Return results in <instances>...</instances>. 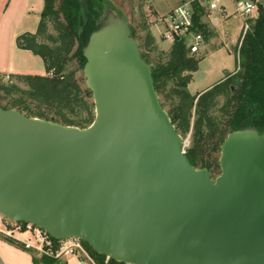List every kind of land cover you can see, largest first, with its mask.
<instances>
[{
  "label": "water",
  "instance_id": "95a60500",
  "mask_svg": "<svg viewBox=\"0 0 264 264\" xmlns=\"http://www.w3.org/2000/svg\"><path fill=\"white\" fill-rule=\"evenodd\" d=\"M82 50L88 126L0 105V213L125 264H264V133H227L212 177L183 151L119 12L104 9Z\"/></svg>",
  "mask_w": 264,
  "mask_h": 264
},
{
  "label": "trees",
  "instance_id": "16d2710c",
  "mask_svg": "<svg viewBox=\"0 0 264 264\" xmlns=\"http://www.w3.org/2000/svg\"><path fill=\"white\" fill-rule=\"evenodd\" d=\"M78 1L61 0L60 9L57 0H44L36 30L16 37L18 48L41 58L44 73L13 74L15 82H5L0 75V99H7V103H0L3 108H16L28 116L78 127H86L93 121L92 93L82 84L77 72L86 62L82 48L109 3L87 0V22L84 24ZM195 5L194 23L202 30L203 7L197 2ZM257 5L258 15L243 38L235 69L196 94L189 92L188 84L198 59L190 54L183 38L175 39L168 50L157 51L153 62L145 55V51H156L150 32H146L140 45L142 58L151 65L161 105L166 107L171 122L183 138L190 133L192 147L186 149L185 154L194 167L212 169L217 166L216 157L212 158L211 153L210 158L205 155L211 149L219 151V145L230 131L254 127L264 133V3ZM80 29L84 41L80 38ZM131 35L134 37L132 30ZM221 97L224 101L219 107ZM216 110L221 117L214 113ZM82 243L96 263H103L104 255L94 251L85 241ZM32 260L34 264H62L59 259L34 253ZM109 263L125 264L113 259H109Z\"/></svg>",
  "mask_w": 264,
  "mask_h": 264
},
{
  "label": "rangeland",
  "instance_id": "374dc122",
  "mask_svg": "<svg viewBox=\"0 0 264 264\" xmlns=\"http://www.w3.org/2000/svg\"><path fill=\"white\" fill-rule=\"evenodd\" d=\"M110 7L119 12L127 21L130 29L134 33V38L142 46L143 38L146 32L153 33L157 43H155L156 51L146 52V58L150 61H154V57L157 51H165L162 48L168 47L170 41H163L161 44V31L163 30V24L161 18L167 14L175 6L191 1L193 8L195 9V2L198 0H106ZM255 2L263 3L264 0H255ZM61 0H57V6L61 9ZM219 5L224 6L225 12L221 13L217 10L210 11V18L213 17L215 21L209 23V34L207 38L203 40V43L199 51L193 55L198 59L197 68L192 72L191 80L188 84V90L191 94H196L200 90L215 84L218 80L224 76L227 72H232L236 67V53L235 48L237 46L243 25V19L239 13L235 10V5L232 0H219ZM201 6L207 9V2L202 1ZM201 20V18H200ZM77 47V42L74 46V50ZM142 52V51H141ZM2 60V59H1ZM74 65L77 67V61L73 58ZM3 76L5 82H15L12 75L0 73ZM77 75L82 77V84H85V77L81 69L78 70ZM236 90V87L233 88ZM2 93H0L1 95ZM224 98H219L220 107ZM1 104L7 103V99H0ZM166 108V107H164ZM166 110V109H165ZM218 117L220 112L216 110L214 112ZM221 117V116H220ZM222 120V119H221ZM226 120V118H225ZM187 140L184 146L185 150L192 147L190 133L185 138ZM209 153L205 157H216V163H218L219 151L208 150ZM214 161V162H215ZM199 166V165H198ZM197 166V168H199ZM211 176L216 177L219 172V166L209 169ZM25 235V234H22Z\"/></svg>",
  "mask_w": 264,
  "mask_h": 264
},
{
  "label": "built area",
  "instance_id": "2783aa9c",
  "mask_svg": "<svg viewBox=\"0 0 264 264\" xmlns=\"http://www.w3.org/2000/svg\"><path fill=\"white\" fill-rule=\"evenodd\" d=\"M203 0H198L199 5ZM207 2V9H224L219 5V0H204ZM235 10L243 19L242 31L236 46V56L246 33L250 30L251 24L258 15V5L255 0H232ZM195 9L191 1L181 3L172 8L161 18L164 30L161 38L173 42L175 39L183 38L191 54L199 51L203 43V34L197 29L194 23ZM184 146L187 140L183 138ZM183 146V151L185 148ZM25 234V235H22ZM0 236L20 244L24 249L31 251L37 256L46 255L55 259H63L68 256L76 257L81 264L96 263L88 250L77 237L54 239L38 226L28 223L14 221L0 213ZM108 257L103 263L110 264Z\"/></svg>",
  "mask_w": 264,
  "mask_h": 264
},
{
  "label": "crops",
  "instance_id": "0c3cea01",
  "mask_svg": "<svg viewBox=\"0 0 264 264\" xmlns=\"http://www.w3.org/2000/svg\"><path fill=\"white\" fill-rule=\"evenodd\" d=\"M43 6L44 0H0V73L8 75L44 73L41 58L29 50L18 48L15 43V39L19 34L27 31L34 32L36 30ZM221 7L224 9L223 11L203 8L204 14L200 20L203 39L207 38L209 34V23L215 21L213 17L210 18L209 16L210 11L217 10L224 13L225 8L222 5ZM151 34L154 37L155 43H157L158 39H156L153 33ZM163 41L165 40L162 39L161 44ZM170 45L168 47L162 45V48L166 51ZM234 51L236 53V48ZM223 77L219 80L223 79ZM59 262L62 264H81L74 256L59 259ZM0 264H34V262L30 251L0 236Z\"/></svg>",
  "mask_w": 264,
  "mask_h": 264
}]
</instances>
